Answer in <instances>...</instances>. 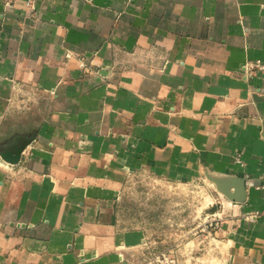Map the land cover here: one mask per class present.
<instances>
[{
  "label": "crops",
  "instance_id": "0c3cea01",
  "mask_svg": "<svg viewBox=\"0 0 264 264\" xmlns=\"http://www.w3.org/2000/svg\"><path fill=\"white\" fill-rule=\"evenodd\" d=\"M264 0H0V264H133L130 175L214 178L228 264H264Z\"/></svg>",
  "mask_w": 264,
  "mask_h": 264
},
{
  "label": "rangeland",
  "instance_id": "374dc122",
  "mask_svg": "<svg viewBox=\"0 0 264 264\" xmlns=\"http://www.w3.org/2000/svg\"><path fill=\"white\" fill-rule=\"evenodd\" d=\"M225 213L208 179L180 184L141 173L121 189V219L145 235L133 264H228L219 236Z\"/></svg>",
  "mask_w": 264,
  "mask_h": 264
},
{
  "label": "water",
  "instance_id": "95a60500",
  "mask_svg": "<svg viewBox=\"0 0 264 264\" xmlns=\"http://www.w3.org/2000/svg\"><path fill=\"white\" fill-rule=\"evenodd\" d=\"M29 140L21 142L19 145L13 146L9 149L0 150V159L7 164L16 165L20 160V155ZM215 186L216 190L224 196L228 201L233 203H244L246 200L245 184L244 180L237 179L232 182V192H229L225 186H223L219 180L214 178H208Z\"/></svg>",
  "mask_w": 264,
  "mask_h": 264
},
{
  "label": "built area",
  "instance_id": "2783aa9c",
  "mask_svg": "<svg viewBox=\"0 0 264 264\" xmlns=\"http://www.w3.org/2000/svg\"><path fill=\"white\" fill-rule=\"evenodd\" d=\"M25 6L27 8H31L34 0H24ZM15 2V0H8V4ZM259 70L264 71V68L260 67ZM260 188L264 191V183L260 186ZM262 216L264 217V211L262 212Z\"/></svg>",
  "mask_w": 264,
  "mask_h": 264
}]
</instances>
